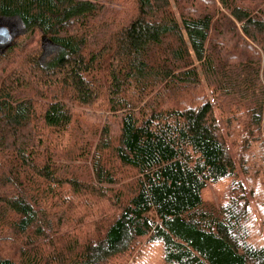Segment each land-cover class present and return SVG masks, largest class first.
I'll return each instance as SVG.
<instances>
[{"label":"trees","instance_id":"obj_1","mask_svg":"<svg viewBox=\"0 0 264 264\" xmlns=\"http://www.w3.org/2000/svg\"><path fill=\"white\" fill-rule=\"evenodd\" d=\"M0 17L28 30L0 54V264H264V0Z\"/></svg>","mask_w":264,"mask_h":264},{"label":"rangeland","instance_id":"obj_2","mask_svg":"<svg viewBox=\"0 0 264 264\" xmlns=\"http://www.w3.org/2000/svg\"><path fill=\"white\" fill-rule=\"evenodd\" d=\"M0 24L8 26L13 31L12 43L18 44L24 39H26L28 35V30L23 24V22L18 17H0ZM41 47L44 51V55L42 57V63L46 64L50 56L56 54L58 52V47L50 42L49 38L42 35L41 38ZM7 49L0 45V54L4 53ZM80 114V113H78ZM82 120L88 126L99 127L106 124V121L110 123L112 127V131L114 133L118 132V120L114 117H110L107 120V115L100 111H91L89 114H84ZM83 164V163H82ZM216 197V196H215Z\"/></svg>","mask_w":264,"mask_h":264},{"label":"water","instance_id":"obj_3","mask_svg":"<svg viewBox=\"0 0 264 264\" xmlns=\"http://www.w3.org/2000/svg\"><path fill=\"white\" fill-rule=\"evenodd\" d=\"M12 38V29L8 26L0 24V45L8 49L12 45Z\"/></svg>","mask_w":264,"mask_h":264}]
</instances>
